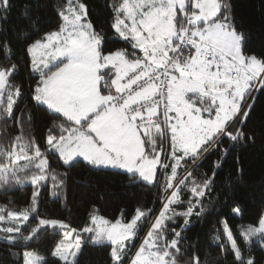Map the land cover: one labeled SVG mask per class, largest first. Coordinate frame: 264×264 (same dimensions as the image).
<instances>
[{
	"label": "snow or ice",
	"instance_id": "snow-or-ice-1",
	"mask_svg": "<svg viewBox=\"0 0 264 264\" xmlns=\"http://www.w3.org/2000/svg\"><path fill=\"white\" fill-rule=\"evenodd\" d=\"M106 6L111 9L113 39L127 48L105 49L107 38L89 19L85 0H59L55 28L37 38L33 34L38 27L21 34L30 99L58 122L46 131L45 151L23 130L20 135L0 136V192L32 186L28 207H0V223L11 225L0 231L5 242L24 247L42 229H63L64 239L50 253L62 264H78L83 234H88L94 245L110 244L112 264H125L137 222L151 211L137 208L129 223H110L103 217L97 222L92 216L91 226L79 230H69L61 220L38 218L23 235L22 227L38 213L40 186L50 174L48 156L55 155L65 167L82 159L94 169L122 170L148 185L157 180L159 170L167 174L170 169L162 208L128 264H178L182 231L193 215L199 218L208 211L204 199L215 190L219 162L213 165V175L203 180L193 177L192 169L217 149L226 156L229 149L221 146L225 139L234 146L249 138L241 129H231L249 117L253 93L264 90V53L247 48V36L236 24L229 0H113ZM10 9L11 0H0V22L7 20ZM22 15L31 21V7ZM0 53L13 55L9 42L0 43ZM19 68V60L0 63V126L5 128L10 122L23 124L15 117L23 84L12 83ZM51 178L56 181V174ZM182 190L190 193L188 206L176 212L172 206L183 203ZM232 212L240 214L239 207ZM176 217H183L184 224L179 231L171 230L169 241L167 224ZM222 223L236 261L255 264L254 258L245 262L236 237ZM239 231L245 242L254 237L264 248V215L257 226ZM12 255L22 264H47L35 250ZM193 261L200 264L195 253L187 264Z\"/></svg>",
	"mask_w": 264,
	"mask_h": 264
},
{
	"label": "trees",
	"instance_id": "trees-1",
	"mask_svg": "<svg viewBox=\"0 0 264 264\" xmlns=\"http://www.w3.org/2000/svg\"><path fill=\"white\" fill-rule=\"evenodd\" d=\"M85 2L88 6L89 19L97 30H103L107 38L105 49L127 48L125 42L113 39L114 30L110 28L111 9L106 6L113 0H85ZM229 2L232 5L236 24L247 36V48L256 54L264 53V0H229ZM58 3L59 0H11L8 18L0 22V43L9 42L13 53L7 57L0 53V63L19 60V74L12 83L23 84V97L15 106V117L21 118L23 124L11 126L10 122L8 128L0 126V136L8 132L12 136L20 135L23 130L39 142L42 151L48 147L45 143L47 129L58 121L53 113L43 106L35 105L30 99L31 80L23 54L21 34L38 27L39 32L33 34V38H37L40 33L55 28L59 23L56 9ZM29 6L31 21L25 20L22 15ZM253 95L255 101H249L253 103L249 117L242 125L237 122L231 129L233 131L241 129L249 138L234 146L225 139L221 146L229 149L226 156L221 157L217 149L192 169L193 177L203 180L205 175H213V165L219 162L215 172V190L210 197L204 199V207L208 211L199 218L193 215L192 223L182 231L184 239L181 240L182 254L178 257V264H187L194 253L199 256L200 264H239L224 236L222 221L228 224L236 237L245 262L249 258H254L255 264H264V248H261L257 240L246 243L238 237L240 227L257 225L264 211V90L257 91ZM48 159L50 174L40 186L38 213L31 214V220L22 227L23 235L29 234L30 229L38 222V218L61 220L68 224L69 228L79 230L91 225L92 216L103 217L112 222L129 221L137 208L145 213L151 211V215H145L136 228L137 234L128 253L133 252L162 208L166 178L164 171L159 170L157 180L152 185H148L142 181H133L122 170L91 168L82 159L73 163L71 167H65L55 155L49 154ZM51 173L56 174V181L51 178ZM179 175L180 177L185 175L183 169L179 170ZM54 184L58 186L54 187ZM31 196V185H18L14 191L0 192V207L20 211L29 206ZM189 196L190 193L182 190L183 203L174 204L172 209L176 212L186 211ZM236 207L240 209L238 215L232 212ZM195 211H199V208ZM168 214L171 215V211ZM183 224V217H176L168 222L169 241L172 239L171 230L175 228L179 231ZM63 234V229L51 227L42 229L24 247L10 245L0 237V264H22V260L12 253H22L23 250H35L47 258V264H62L51 258L50 253ZM214 237L218 238L214 239ZM110 248L107 242L94 245L84 240L82 251L78 256V264H112ZM126 259L127 256L125 261Z\"/></svg>",
	"mask_w": 264,
	"mask_h": 264
},
{
	"label": "rangeland",
	"instance_id": "rangeland-1",
	"mask_svg": "<svg viewBox=\"0 0 264 264\" xmlns=\"http://www.w3.org/2000/svg\"><path fill=\"white\" fill-rule=\"evenodd\" d=\"M165 173V172H164ZM166 175H170V173H165V177H166ZM168 195H170V191H169V194ZM6 214V213H5ZM135 215V214H134ZM134 215H133V217H134ZM158 215V214H157ZM156 215V216H157ZM262 215H264V211H263V214ZM132 217V218H133ZM99 218L100 217H97V222H99ZM132 218L129 220V221H122V220H116V221H109L110 223H116L117 221H120V222H122V223H129V222H131V220H132ZM106 220V219H105ZM139 222L140 221H138L137 222V226H136V228L138 227V224H139ZM154 222V221H153ZM258 225V224H257ZM257 225H253V226H257ZM8 226H11L10 225V223H8V222H4V223H0V229H2V228H4V227H8ZM88 226H91V225H88ZM247 226V225H246ZM150 228V227H149ZM149 228H148V230H149ZM241 228V227H240ZM71 228H69V230H70ZM78 230V229H77ZM147 230V231H148ZM240 230V229H239ZM147 231L143 234V236L140 238V242L138 243V245L136 246V248L134 249V251L133 252H131V254H127V259H126V261H125V264H128V261L130 260V258L132 257V255L134 254V252L136 251V249L139 247V245L142 243V241H143V238L146 236V234H147ZM5 234L2 232V231H0V237H3ZM234 235V234H233ZM83 237H84V240H88V241H90L91 242V238L88 236V234H83ZM238 237L239 238H241V236H240V231H239V233H238ZM64 239V234H63V236L60 238V240H58V242H60V241H62ZM242 239V238H241ZM243 240V239H242ZM253 240H256V238H250L249 239V241H253ZM249 241H247V242H249ZM57 242V243H58ZM246 242V243H247ZM56 243V244H57ZM92 243V242H91ZM23 251H25V250H23ZM22 251V252H23ZM39 254V253H38ZM39 255H41V254H39ZM41 256H43V255H41Z\"/></svg>",
	"mask_w": 264,
	"mask_h": 264
},
{
	"label": "built area",
	"instance_id": "built-area-1",
	"mask_svg": "<svg viewBox=\"0 0 264 264\" xmlns=\"http://www.w3.org/2000/svg\"><path fill=\"white\" fill-rule=\"evenodd\" d=\"M131 254V253H130ZM128 257V256H127Z\"/></svg>",
	"mask_w": 264,
	"mask_h": 264
}]
</instances>
